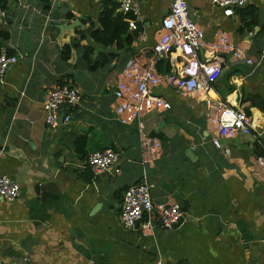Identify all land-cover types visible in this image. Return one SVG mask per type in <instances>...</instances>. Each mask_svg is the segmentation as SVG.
Wrapping results in <instances>:
<instances>
[{"label": "crops", "instance_id": "obj_1", "mask_svg": "<svg viewBox=\"0 0 264 264\" xmlns=\"http://www.w3.org/2000/svg\"><path fill=\"white\" fill-rule=\"evenodd\" d=\"M103 1L5 0L0 8V30L8 32L0 48L19 57L0 81V171L19 184L14 200L0 197V264H264V179L253 164L263 152L258 136L264 145V0H247L231 17L208 0H187L205 41L226 32L243 57L223 51L206 91L181 94L158 84L154 92L171 107L130 124L115 118V84L129 58L144 59L140 48L160 35L171 0H134L137 28H128L132 40L120 46L89 34L100 28ZM249 20L256 22L249 27ZM182 62L174 52L156 69ZM65 84L77 86L81 99L62 105L69 122L50 128L43 101ZM211 102L248 112L252 140L238 133L221 139L228 153L216 148ZM140 132L161 143L150 163H142ZM106 147L120 152L119 171L95 175L87 156ZM143 175L154 203L180 204L179 225L155 222L142 235L138 223L126 229L119 222L125 189Z\"/></svg>", "mask_w": 264, "mask_h": 264}, {"label": "built area", "instance_id": "obj_2", "mask_svg": "<svg viewBox=\"0 0 264 264\" xmlns=\"http://www.w3.org/2000/svg\"><path fill=\"white\" fill-rule=\"evenodd\" d=\"M117 3L116 11L133 16L127 18L132 30L137 28L136 17L139 8L134 0H113ZM221 10L222 15L231 17L238 7H243L247 0H208ZM155 57L143 65L133 57L129 58L122 68L113 91L115 97L114 115L122 124L139 121L151 111L167 110L171 103L165 97L156 94L154 87L164 83L175 87L181 94H191L197 91L209 90L221 72L222 52H232L235 58L243 57L242 50L236 46L226 32H220L210 43L205 41L204 31L191 17L186 0H171L168 12L161 19V33L153 42ZM202 50V57L198 51ZM177 52L183 62L170 71L158 72L156 62ZM16 54L9 53L6 48H0V81L7 68L18 61ZM252 63V59H247ZM81 99L79 88L65 84L53 86L47 90L43 101L44 122L50 128L60 123H67L70 114H61L62 105H75ZM214 111L208 114V119L214 126L211 142L218 149L229 152L222 145L221 139L232 138L238 133L250 134L252 118L243 108L231 107L226 103L211 102ZM263 153L256 155L253 164L264 179V145L259 139ZM161 143L155 137L140 132V150L142 163H150L158 157ZM120 152L106 147L91 152L87 156V166L97 175L106 171H119L117 167ZM19 193V184L7 174L0 171V197L12 201ZM181 206L177 202L154 203L150 195V184L145 176L138 182L129 185L123 194L119 222L124 228H132L136 221L142 235L152 233L157 222L163 228H172L183 218ZM155 215L156 221L151 219Z\"/></svg>", "mask_w": 264, "mask_h": 264}, {"label": "trees", "instance_id": "obj_3", "mask_svg": "<svg viewBox=\"0 0 264 264\" xmlns=\"http://www.w3.org/2000/svg\"><path fill=\"white\" fill-rule=\"evenodd\" d=\"M102 4V10L99 16L100 28L90 30L89 32L93 41L102 45L115 43L119 46L121 44L130 43L132 40V33H127L129 28L127 18L132 17L133 15L131 13L122 14L116 11L117 3L113 0H104ZM0 8L2 10L5 8V0H0ZM243 9H245V7H238L236 11L241 12ZM255 22L256 21L249 20L245 25L248 24V26L251 27ZM0 37L3 39L8 38V32L0 30ZM152 45L153 42L150 45L145 44L140 48V51L144 54L143 60H141L138 55H135L134 59L143 65L150 62L155 57ZM68 48L65 46L63 50L65 51V49ZM91 50L92 48L90 46H85L84 57L86 58L90 69H95L97 67V62L89 57ZM8 52L11 53L10 51ZM258 104V107L264 112V98H261ZM246 113L248 114V112ZM262 153L263 152L260 154Z\"/></svg>", "mask_w": 264, "mask_h": 264}, {"label": "water", "instance_id": "obj_4", "mask_svg": "<svg viewBox=\"0 0 264 264\" xmlns=\"http://www.w3.org/2000/svg\"><path fill=\"white\" fill-rule=\"evenodd\" d=\"M201 51H202V50H201ZM249 136H250V140H252V135L249 134ZM182 220H183V218H181V219L178 221V223H176L174 226L179 225V224L182 222ZM138 222H139V221H136L135 224H137Z\"/></svg>", "mask_w": 264, "mask_h": 264}, {"label": "rangeland", "instance_id": "obj_5", "mask_svg": "<svg viewBox=\"0 0 264 264\" xmlns=\"http://www.w3.org/2000/svg\"><path fill=\"white\" fill-rule=\"evenodd\" d=\"M187 1V0H186Z\"/></svg>", "mask_w": 264, "mask_h": 264}]
</instances>
